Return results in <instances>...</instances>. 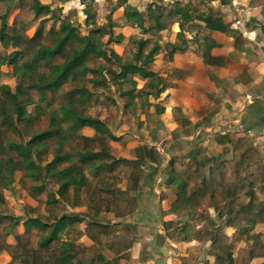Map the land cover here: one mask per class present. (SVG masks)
<instances>
[{"label": "trees", "instance_id": "obj_1", "mask_svg": "<svg viewBox=\"0 0 264 264\" xmlns=\"http://www.w3.org/2000/svg\"><path fill=\"white\" fill-rule=\"evenodd\" d=\"M66 1L55 0L58 4ZM186 1L189 2L186 7L177 0L167 6L150 5L146 12H140L127 6V0H119L112 10L113 14L125 8L119 25L112 21L110 14V23L92 32L101 34V39L108 36L109 43L117 44L125 37L122 34L114 37L115 28L138 29L147 35V39L131 37L130 47L137 52L132 59L123 60L113 51L111 56L104 51L102 40L93 43L87 36L80 35L70 18H60L59 8L51 14L50 7L40 0H0V43L13 49L7 56L0 55V83L2 66H13L18 77L14 92L8 86H0V256L8 254L10 264H138L132 258L137 240L115 235L112 226L99 222H89L83 228L84 218L69 211L87 205L82 195L86 191V176L90 173L103 181L102 200L108 213L117 219L135 215L139 208L135 194L141 190L146 170L154 181L167 159L151 146L143 158L117 157L112 142H117L118 138L104 122L83 115L81 109L90 102H97L113 121L114 103L100 93L107 86L99 79L103 72L113 75L115 83L122 87L125 83L137 86L136 79L145 82L143 90L154 99L176 88L174 79L187 74L178 71L174 77L163 78L151 69L162 50L161 33L169 26L180 25L179 43L169 44L171 51L164 57L166 62H172L178 52L186 49V27L190 33L196 32V38H203L205 50L216 46L211 38L214 32L227 30L222 9L211 6L218 0H199L194 8V0ZM15 9L19 13L10 26L8 19ZM31 14L35 21H41L33 37L27 34ZM86 14V25L90 27L91 20L96 17L89 11ZM49 15L53 21L62 20L64 30L63 36L52 46L45 43ZM124 55L129 52L125 51ZM112 58L117 60V72L106 67ZM69 84L73 90L67 96L65 86ZM54 100L62 105V123L75 125L77 131L66 133L62 123L54 117L47 131L36 132L28 139L29 130L41 115L28 114L27 109ZM251 108L249 118L243 120L242 125L264 128V105L255 104ZM57 114L55 112V116ZM175 119L181 120L179 110H175ZM182 122L185 126L189 124L183 119ZM84 128L93 129L95 135H82ZM252 128L246 130L253 131ZM52 141L60 149L67 142H81L82 147L77 153L78 161L72 160L68 153L56 155L48 164L49 174L45 175V167L36 163L34 155L46 154ZM64 164L68 166L60 169ZM170 168V185L176 188L177 195L171 214L180 220L164 224L172 242L188 243L194 239L211 242V248L227 264H252L264 259L263 235L255 234V228L264 224V161L257 149L251 147L249 139L230 141L222 155L208 161L185 164L175 160ZM16 173L30 180L23 189L28 197L46 206L47 215H40V210L34 209L32 213L38 214V218L26 221V233L16 236V243L10 244L8 240L20 222L11 217L5 192L13 184ZM43 175L58 182L57 195L49 193L46 185L40 183L39 177ZM123 184H126L125 190L120 188ZM199 210L202 213L199 214ZM211 210L217 219H226L225 224L238 230L235 241L222 233ZM199 226L203 229L197 231ZM31 229L45 231V235L31 234ZM85 237L93 242L91 247L82 243ZM235 242L244 243L245 247L238 249Z\"/></svg>", "mask_w": 264, "mask_h": 264}, {"label": "crops", "instance_id": "obj_2", "mask_svg": "<svg viewBox=\"0 0 264 264\" xmlns=\"http://www.w3.org/2000/svg\"><path fill=\"white\" fill-rule=\"evenodd\" d=\"M175 1L177 0H129L128 4L146 12L150 5L167 6ZM180 1L188 3L186 0ZM73 3L82 6L81 1L77 5L75 0H71L70 4ZM211 6L222 9L227 28L225 32H214L211 35L216 46L205 50L202 46L203 38H196V32L190 33L187 30L186 49L178 52L172 62H166L165 55H160L153 64V72L163 78L174 77L178 71L187 76L185 79H174L175 89H169L159 99L153 98L150 101L158 106L159 124L152 135L154 143L148 141L144 149H141L146 153L139 158L146 157L148 146L156 147L166 157L167 164L154 181L149 170H146L141 190L135 194L139 200L137 213L126 219H117L114 214L107 212L102 195L99 197L100 203L91 206V210L88 204L71 209L72 213L84 218L83 228L89 222H99L112 226L115 235L137 240L132 258L138 264H227L211 248V242L194 239L188 243H175L168 238L164 224L178 223L180 220L171 214L177 195L176 188L170 185L167 165L174 155H180L178 160L185 161L182 154L190 146L197 148L194 154L198 161L202 156L214 153L222 155L234 139L246 138L256 149L259 150V146L264 148V128L246 126L253 129L247 131L242 125V121L249 118V110L253 109V105H264V0H218L212 2ZM120 10L123 8L118 11ZM117 29L122 30L125 37V32H140L133 28ZM180 33L179 24L169 26L162 32L163 41L175 44ZM175 110H179L181 120L175 119ZM182 119L189 124L185 126ZM180 127L185 130L182 131L184 133L181 140L177 144L162 141L165 145L161 150L157 142L161 135H170ZM148 135L151 136V132ZM140 144L143 146V143ZM187 162L191 164L194 161ZM120 188L125 190L126 184ZM198 213L200 214V210ZM210 214L216 218L213 210ZM202 229L199 226L197 231ZM237 232V229L227 224L222 227V233L232 241ZM255 233L264 238V224L258 225ZM82 243L87 247L93 245L87 237ZM240 246L238 249L245 247V244ZM262 263L264 259L255 260L252 264Z\"/></svg>", "mask_w": 264, "mask_h": 264}, {"label": "rangeland", "instance_id": "obj_3", "mask_svg": "<svg viewBox=\"0 0 264 264\" xmlns=\"http://www.w3.org/2000/svg\"><path fill=\"white\" fill-rule=\"evenodd\" d=\"M42 4L48 5L50 7V11L52 14V11H55L56 8L61 9V12H59V15L61 14L60 18H70V21L72 22L73 26L78 30V33L82 36H87L90 38V41L93 43H97L99 40H102V42L105 44L104 51H106L110 56L111 52H115L116 55L123 58V60H129L132 59L134 54L137 52L136 48L130 47L131 37L135 36L137 39H147L148 36L145 35L142 31H140L138 34H134L130 31L125 32L127 35L126 37L122 34V30H119L115 28L113 30L114 37H117L118 35L122 34L125 39L122 41L121 44H117L116 42L109 43L110 37H103L100 38L101 34H94L92 31L95 28H100L103 26H107L110 22L108 21V16L111 14L112 21L114 23H117L119 25V19H121L122 15L124 16L123 12H125V8L123 10L117 11L112 14V10L116 7L119 0H86L85 3H83V0L81 1L82 6H76L74 3H71V0L66 1L65 3L58 4L55 2V0H40ZM78 0H75V2L78 5ZM127 0V6H130L128 4ZM198 0H194L192 2L193 8L198 4ZM188 3H183V7H186ZM132 7V6H130ZM147 7V6H145ZM149 7V6H148ZM137 9V8H136ZM138 10V9H137ZM89 11L96 19L91 20L92 26L88 27L86 25V20L88 18L86 12ZM123 11V12H122ZM141 12V11H140ZM19 10H14L8 19V25H12L15 17L18 15ZM196 16V13H194ZM49 21L46 23L48 34L45 38V43L49 46H52L53 43L57 40H59L63 34L64 30L62 29V20H51L52 15H49L47 17ZM41 21H35L34 20V14L30 15V21L27 27V34L30 37H33L40 25ZM1 22H0V29H1ZM188 27H186L185 32H187ZM186 38V36H185ZM109 43V44H107ZM176 43H179V37H177ZM175 43V44H176ZM160 45L162 47V50L160 52V55H167L170 53L171 49L169 48V44L165 43L163 41V36L161 33V40ZM125 51L129 52V55H124ZM13 52V49L11 48H5L0 43V55L1 56H7ZM166 53V54H165ZM164 56V57H165ZM116 58H112L110 62H107L106 66L108 70H112L114 72H117L119 70V67L116 63ZM109 63V64H108ZM151 69L153 70V65L151 66ZM1 72L3 74L1 78L0 86H8L11 88V90L14 92L18 86V77L14 72L13 66H2ZM101 81L106 82L107 86L106 88H103L100 90V93L103 94V96H106L107 101L113 102L112 107V116L113 121L111 122L109 119V115L105 108L101 107L99 103L97 102H90L86 106H84L81 109V112L83 115L90 116L96 119H99L100 121L104 122L108 128L114 133V135L118 138L117 142H112V146L116 149V155L119 158L130 159L134 160L141 156H143L146 151L141 150L144 149V145L148 141H151L154 143V138L152 137L153 134H155L156 127L159 124L158 123V113L159 110L157 109L158 106H156L154 103H150V101L154 100V97H149L146 95L145 91L143 90L145 82H142L139 79H136L137 86H133L129 83H125L122 87L121 85H118L114 81V76L108 74L107 72H103V77H99ZM84 80L83 82H85ZM73 90V87L71 85L65 86V92L66 95L70 94ZM127 93H131L130 95H127ZM50 98L51 96L48 95ZM150 105H149V103ZM62 105H59V100H54L52 103H38L35 105H32L27 109L28 114H38L41 115L40 118L37 120V123L34 125L32 129L29 130V137L28 139H31L34 133L36 132H43L47 131L50 127L51 120L55 117L57 118L60 123H62L63 114L60 113ZM155 106V107H154ZM127 107V108H126ZM55 112L58 114L55 116ZM175 116V112H174ZM62 127L66 133L71 131H77L76 126L70 124L69 122L62 123ZM82 135L87 137H92L95 135V131L91 128H84L81 130ZM182 127L178 128L177 130H174L173 133L170 135H165L162 137L159 142L160 149L164 148V143L162 141L171 142L177 144L182 137ZM151 132V136L148 135V133ZM149 137V138H147ZM235 140V139H234ZM143 143V146L142 144ZM48 152L46 154H40L34 155L36 158V163L39 165H42V167H45V175L49 174L50 168L48 167V164L54 159V157L58 154H65L68 153L71 155V159L74 161H78V151L80 152V149L82 147V143H72L67 142L63 148H59L57 143L55 141H52L48 145ZM251 147L255 148L253 145ZM159 148V147H158ZM259 146V150L257 151L260 153L262 160L264 161V148ZM197 148H194L190 146L185 154H182L184 157L185 164H187V161L195 162L198 161V157L195 156L194 152ZM256 149V148H255ZM148 153V151H147ZM221 154L214 153V155H208V156H202V158L199 161H208L209 159H212L210 157L213 156V158H216L220 156ZM122 156V157H121ZM201 156V155H199ZM180 158V155H174L171 157L170 162H168L167 165V172L170 176L171 168L170 165L175 160H178ZM179 161V160H178ZM67 164H64L60 166V169H63L67 167ZM14 182L13 184L8 188V190L5 192V200L7 201V207L9 209V212L11 213V217H14L15 219H19V225L14 229L12 236H10L8 242L10 244L16 243V236L22 235L26 233V228L24 226L25 222L29 219H35L38 218V214L32 213L34 209L40 210V215L46 216V210L45 205L42 206L36 202L35 200L31 199L27 196L26 192L24 191V185H29L30 180H28L25 176H23L22 173H16L13 177ZM171 176L170 181L171 182ZM40 183L46 185L47 191L51 194H56L60 188L58 182L56 180H52L50 178H46L44 175L39 177ZM103 181H101L99 178L93 177L90 173L86 176V191L84 192L83 200L86 201L88 204L89 210H91V206H96L98 203H100L102 195V187L101 184ZM72 191V190H71ZM95 195H98L95 197ZM92 196V197H91ZM45 197V196H44ZM58 197V196H57ZM99 199V201H97ZM79 208V207H77ZM71 214V209L69 211ZM200 213H202L200 211ZM216 222L218 224V227L222 229L226 219L221 221L219 219H216ZM31 234H34L36 236H43L45 235V231H42L40 229H31ZM256 234V233H255ZM238 235V232L234 235V237ZM234 239V238H233ZM235 241V240H234ZM264 242V238H263ZM239 247L240 244L243 246V243L235 242ZM237 246V247H238ZM11 258L8 254L3 253L0 256V264H10Z\"/></svg>", "mask_w": 264, "mask_h": 264}]
</instances>
